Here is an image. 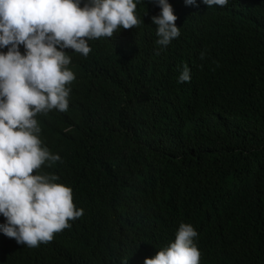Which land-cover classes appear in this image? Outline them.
<instances>
[{"label":"trees","instance_id":"1","mask_svg":"<svg viewBox=\"0 0 264 264\" xmlns=\"http://www.w3.org/2000/svg\"><path fill=\"white\" fill-rule=\"evenodd\" d=\"M246 1L176 2L182 34L162 49L142 0L137 29L73 53L68 110L37 119L61 157L41 171L83 215L38 247L0 232V264H143L181 222L200 264H264V19L243 18ZM185 63L192 79L178 83Z\"/></svg>","mask_w":264,"mask_h":264},{"label":"clouds","instance_id":"2","mask_svg":"<svg viewBox=\"0 0 264 264\" xmlns=\"http://www.w3.org/2000/svg\"><path fill=\"white\" fill-rule=\"evenodd\" d=\"M154 5L152 24L163 49L182 34L176 2L188 10L224 9L229 0H147ZM142 0H0V232L18 244L38 247L83 215L69 185L41 171L61 157L43 144L39 114L69 108L73 53L87 57L89 41L113 38L137 29ZM247 20L264 19V0L241 3ZM204 53H201V59ZM191 66L178 70V83H189ZM197 230L181 222L174 241L145 257L143 264H200ZM121 264H129L124 259Z\"/></svg>","mask_w":264,"mask_h":264},{"label":"bare ground","instance_id":"3","mask_svg":"<svg viewBox=\"0 0 264 264\" xmlns=\"http://www.w3.org/2000/svg\"><path fill=\"white\" fill-rule=\"evenodd\" d=\"M82 66V65H81Z\"/></svg>","mask_w":264,"mask_h":264}]
</instances>
